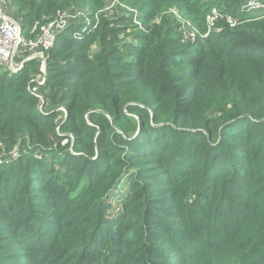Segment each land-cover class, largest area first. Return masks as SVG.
Listing matches in <instances>:
<instances>
[{
    "label": "trees",
    "instance_id": "trees-1",
    "mask_svg": "<svg viewBox=\"0 0 264 264\" xmlns=\"http://www.w3.org/2000/svg\"><path fill=\"white\" fill-rule=\"evenodd\" d=\"M8 1L24 28L105 0ZM244 1L222 9L235 25L194 42L145 23L150 0H127L135 13L115 19L106 10L95 28L93 16L82 39L71 25L48 51L38 95L35 60L0 68V141L26 152L0 165V240L14 241L0 264H264V14ZM66 139L69 171L46 177L34 154L54 158Z\"/></svg>",
    "mask_w": 264,
    "mask_h": 264
},
{
    "label": "rangeland",
    "instance_id": "rangeland-1",
    "mask_svg": "<svg viewBox=\"0 0 264 264\" xmlns=\"http://www.w3.org/2000/svg\"><path fill=\"white\" fill-rule=\"evenodd\" d=\"M10 5V2L6 0ZM204 1H206L204 3ZM227 0H150V5L155 9L154 14L152 15V18L148 20L147 24L153 25L160 23L161 21H165L166 23L174 26L176 28L175 32L180 30L182 33V36L184 38H189L193 42L196 41V39H201V37L207 36L209 33H212L213 31H222L226 25L232 26V16H226L223 17L221 12L222 9L225 8ZM204 5H207L208 8L207 12L204 13L203 8ZM13 7V6H12ZM11 7V8H12ZM16 9V6H14ZM68 13L70 15V21L77 20L79 12H85L87 17V23L90 25L92 22V17H95V23L93 24L94 28L97 26L98 22H96V16L100 15L101 13H105L106 10L111 9V12L107 14L106 16H103L108 19H115L117 16L124 12L126 14L135 13L134 8L130 5V3L127 2V0H105L104 5L102 9L98 10L97 12H93L84 2L78 1L74 4H70V6L67 8ZM244 11L248 12L250 15H263L264 10L263 9H247L244 7ZM246 14V13H245ZM234 20V19H233ZM144 22L132 19V21L129 22V25L133 26L135 30H142L145 31V24ZM80 25L74 22H70L68 25ZM29 25H25L23 28L24 31L28 29ZM89 29H80L75 34H72L74 38H77L80 35H86V32ZM79 34V35H78ZM124 35H121L123 37ZM81 37V36H80ZM79 37V38H80ZM131 34H127L124 39L126 42H130L133 39L131 38ZM77 40V39H76ZM96 51V46L92 47L91 52L93 53ZM183 53V52H179ZM30 74V73H29ZM34 74H31V77H34ZM134 87L137 88L135 85ZM142 85L140 86L141 89ZM138 89V88H137ZM133 93V90H131ZM41 93V92H40ZM42 95V93H41ZM60 109L56 115V121L61 122L65 119V109L62 107H59ZM57 109V110H58ZM71 136V135H70ZM61 147L63 148L62 152L55 151L54 158L50 157V155H46L41 152H36L33 156L34 161H37L38 165L40 166H47L50 167L48 172L46 173V177H56L59 174L66 175V173L69 171V163H66V153L69 151L74 154V148L72 143L68 140H63L61 142ZM26 154L24 148H20V146L15 144L11 148H6L5 145L0 141V165H12L16 162V160L22 155ZM55 165H53V168H51V163L53 161H57ZM33 161V160H32ZM31 161V162H32ZM221 163V162H220ZM46 174H44L41 177H44ZM61 180L66 181L64 187H68V185L71 182H74L73 177H67V178H61ZM67 190H73L71 191V196H74V185L72 187H68ZM128 190V184L126 178L123 179L119 186L114 189L111 192V196L113 199L116 200H122V198L125 196L126 192ZM45 210L48 211H54L52 206H48ZM45 230L42 232L44 233ZM49 233V232H48ZM43 236H47L45 234H42ZM14 242L11 238H4L3 240H0V247L3 244ZM1 253H9V252H1ZM6 259H9V256H5Z\"/></svg>",
    "mask_w": 264,
    "mask_h": 264
},
{
    "label": "built area",
    "instance_id": "built-area-1",
    "mask_svg": "<svg viewBox=\"0 0 264 264\" xmlns=\"http://www.w3.org/2000/svg\"><path fill=\"white\" fill-rule=\"evenodd\" d=\"M244 7L249 10L252 8L264 10V0H245ZM86 17L85 12H79L77 20L70 21L68 9H58L45 21H35L24 31L22 18L15 10L9 8L6 0H0V68L17 72L26 62L35 60L38 63L39 74L31 80L36 84L30 87V91L38 95V88L46 79L48 51L53 47L57 36L70 22L83 25L86 30L88 24ZM232 23L235 25V20L232 19ZM80 36L77 39L84 37Z\"/></svg>",
    "mask_w": 264,
    "mask_h": 264
},
{
    "label": "crops",
    "instance_id": "crops-1",
    "mask_svg": "<svg viewBox=\"0 0 264 264\" xmlns=\"http://www.w3.org/2000/svg\"><path fill=\"white\" fill-rule=\"evenodd\" d=\"M8 5H9V4H8ZM11 7H12V5L9 6V8H11ZM12 10H15V11H16V9H15L14 6L12 7Z\"/></svg>",
    "mask_w": 264,
    "mask_h": 264
}]
</instances>
